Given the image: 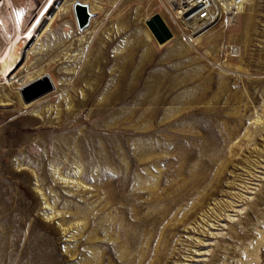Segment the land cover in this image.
<instances>
[{
    "label": "rangeland",
    "instance_id": "rangeland-1",
    "mask_svg": "<svg viewBox=\"0 0 264 264\" xmlns=\"http://www.w3.org/2000/svg\"><path fill=\"white\" fill-rule=\"evenodd\" d=\"M9 1L0 67L11 41L19 58L0 75V264H264V0L198 41L160 0H57L24 41ZM13 1L24 29L47 0ZM76 1L95 14L83 31ZM156 14L173 33L163 45L146 25ZM93 69L104 81L88 110L118 83L136 88L104 117L80 112ZM45 78L53 89L26 104ZM135 139L141 159L100 160Z\"/></svg>",
    "mask_w": 264,
    "mask_h": 264
},
{
    "label": "bare ground",
    "instance_id": "bare-ground-1",
    "mask_svg": "<svg viewBox=\"0 0 264 264\" xmlns=\"http://www.w3.org/2000/svg\"><path fill=\"white\" fill-rule=\"evenodd\" d=\"M11 1H9L10 3H8V8H9V11L11 14L10 16L12 18L14 28H15V38L20 37L21 39L24 38V41H28L34 35L35 31L37 30V27L42 23L43 14H45L47 12V10L49 9V7L52 4H55L57 0H47L41 6L39 11L35 12V14L29 18L27 24L24 26V29H23V26L21 23V17L19 16V13L17 11V6L13 0H11ZM248 1H250V0H248ZM79 3L81 5H85L87 7V9L90 13V21H89V25H90L91 20L95 16V14L91 12L88 4H84L80 1H76L74 3V15L76 14V12H75L76 11V5ZM220 5L222 8L227 9L228 11L230 9H232L233 7H236L234 2H231V3L230 2H220ZM246 5H247V1L245 0V4L241 5L237 8H239V9L241 8L240 11L242 12L243 9L246 7ZM241 12H239L235 16L233 15L231 17V19L228 20V23L231 24V23L235 22L237 16ZM75 19H76V24H77L79 31H83L89 27V25L86 27L79 26L78 20H77V15H75ZM89 29H87L86 31H88ZM208 31H210V30H208ZM208 31H205V32H208ZM205 32H202V33H205ZM200 35H201V33L194 34V36H193L194 41H198ZM16 43L17 42H15V41H11V43L8 44V46L6 47V49L3 53V55H5L4 58H6V62L0 67V71H1L0 75L1 76H6V74L8 72H10L15 67V64L17 63V60L19 58V54L15 53V48L17 47V46L15 47ZM140 46L145 48L148 46V43H146L142 38L137 39L136 48L138 49V48H140ZM237 52H238V50L233 52V53L236 54ZM130 65H132V62ZM92 72H94V74H97L98 81H95L92 85H91V83L86 82L88 85V89L84 94L82 93V96L79 98V101H78L79 105L82 109L80 112H83V113L87 112V116H94V115L100 116V117L107 116L108 112L112 109L111 107L113 105L123 103L124 101L127 100L128 96H131L134 93L133 91L136 90V88H134V89L127 90L125 93H120L121 90L119 91L118 89H119V87H121V84L118 83L115 86V90L111 95L108 94L105 98H103L102 102L99 103V105H97L96 108L88 110V106H90V104L96 98V95L98 94L99 89L102 87L101 85L103 84V81H104L103 73L102 74L96 73L94 69L92 70ZM89 75H92V74L90 73ZM21 80L26 83L27 81L30 82V81L34 80V78L30 75H27L26 77H23ZM150 87H152V85H150ZM107 91H110V87L108 88ZM133 112H136L137 115H141L140 109H138L137 111H133ZM69 114H70L69 116H71V117L73 116L72 113H69ZM141 147L142 146H140V141L138 139H135L134 142L132 144L130 143V145L126 146L125 149L122 148L121 146L119 147L118 145L117 146L116 145H108L106 147L107 154L105 155V157H101L100 160L102 162H114L115 163V162L124 161V162L130 163L135 158L141 159V157L143 156ZM126 154H128V155H126ZM100 160H98V161L100 162ZM95 222H97V221H95ZM95 230L97 231V227H95ZM95 234H97V232ZM95 236L93 237L94 240L96 238ZM93 247H95V246H93ZM96 258L97 259L99 258V254ZM106 258L109 259V257H106Z\"/></svg>",
    "mask_w": 264,
    "mask_h": 264
},
{
    "label": "built area",
    "instance_id": "built-area-1",
    "mask_svg": "<svg viewBox=\"0 0 264 264\" xmlns=\"http://www.w3.org/2000/svg\"><path fill=\"white\" fill-rule=\"evenodd\" d=\"M169 17L187 37L211 30L221 23H228L239 12L237 8L245 0H160ZM220 2H234L236 7L229 11L221 7ZM239 9V10H238ZM237 51L234 47L232 52ZM234 54V53H233Z\"/></svg>",
    "mask_w": 264,
    "mask_h": 264
},
{
    "label": "water",
    "instance_id": "water-1",
    "mask_svg": "<svg viewBox=\"0 0 264 264\" xmlns=\"http://www.w3.org/2000/svg\"><path fill=\"white\" fill-rule=\"evenodd\" d=\"M76 15L79 26L86 27L89 25L90 13L85 5H81L80 3L76 5ZM146 25L160 45L165 44L173 38L171 29L160 14H156L148 19ZM52 89L53 83L48 78H45L43 81L40 80L32 86L25 88V91L23 92L24 102L29 103L48 93Z\"/></svg>",
    "mask_w": 264,
    "mask_h": 264
}]
</instances>
